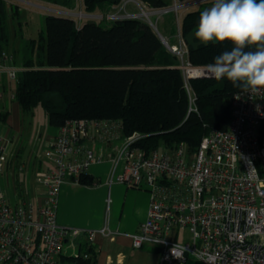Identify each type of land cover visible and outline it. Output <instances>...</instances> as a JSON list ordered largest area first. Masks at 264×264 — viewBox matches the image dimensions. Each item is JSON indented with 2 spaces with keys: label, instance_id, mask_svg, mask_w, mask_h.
<instances>
[{
  "label": "built area",
  "instance_id": "1",
  "mask_svg": "<svg viewBox=\"0 0 264 264\" xmlns=\"http://www.w3.org/2000/svg\"><path fill=\"white\" fill-rule=\"evenodd\" d=\"M130 1L134 0L125 2ZM212 1L183 0L170 10ZM64 12L77 17V23L94 15L84 11L83 0ZM166 47L181 61L195 110L189 79L209 76L207 65H192L182 43L167 41ZM14 59L8 50H0V71L11 81L25 69ZM231 112L229 126L205 134L194 152L184 142L146 152L138 145L145 134H125L117 119L67 120L44 152L48 167L38 173L46 195L42 203L14 205L0 195V264H91L96 236L119 231L108 225L94 229L59 223L58 199L64 183L82 184V175L92 165L108 159L109 184L150 194L146 219L129 235L135 248L157 246L158 264H186L188 254L206 264H264V91L255 95L236 91ZM5 159L1 143L0 164Z\"/></svg>",
  "mask_w": 264,
  "mask_h": 264
},
{
  "label": "trees",
  "instance_id": "2",
  "mask_svg": "<svg viewBox=\"0 0 264 264\" xmlns=\"http://www.w3.org/2000/svg\"><path fill=\"white\" fill-rule=\"evenodd\" d=\"M45 1L64 8L76 2ZM123 1L83 0V8L90 14H107ZM141 1L154 8L170 5L169 0ZM206 7L188 9L179 23L188 61L194 66L213 63L215 56L233 47L230 42L205 46L195 38L200 13ZM9 14L7 0H0V50L9 45ZM21 49L25 69L12 82L14 99L23 111L41 106L56 127L70 119H117L125 134H145L138 145L146 152L174 148L182 142L196 151L205 134L229 126L231 98L241 90L227 79L190 78L196 96V109H191L179 57L140 17L116 19L109 26L95 20L78 25L70 16L50 13L45 29L27 39ZM11 53L17 64L20 52ZM6 112L0 111V119ZM98 182L89 173L81 177L82 184Z\"/></svg>",
  "mask_w": 264,
  "mask_h": 264
},
{
  "label": "crops",
  "instance_id": "3",
  "mask_svg": "<svg viewBox=\"0 0 264 264\" xmlns=\"http://www.w3.org/2000/svg\"><path fill=\"white\" fill-rule=\"evenodd\" d=\"M0 88L3 93L0 111H7L4 119H0V144L4 143L6 147V159L0 164V195H5V187H8L14 197L17 196V204L42 203L46 195L38 173L48 167L44 152L59 127L51 124L53 127L46 130L38 127L37 136L27 144V138L23 136L27 112L14 99L13 82L3 71H0ZM111 168L109 159L90 167L88 173L99 180L96 185L72 182L62 185L57 207L58 222L94 229L108 225L119 231L111 236H96L91 264H158L159 248L152 244L135 248L129 235L138 231L146 219L150 194L146 189L121 183L109 184Z\"/></svg>",
  "mask_w": 264,
  "mask_h": 264
},
{
  "label": "clouds",
  "instance_id": "4",
  "mask_svg": "<svg viewBox=\"0 0 264 264\" xmlns=\"http://www.w3.org/2000/svg\"><path fill=\"white\" fill-rule=\"evenodd\" d=\"M194 35L205 46L233 45L206 66L209 78L227 79L250 95L264 91V0H214L201 11Z\"/></svg>",
  "mask_w": 264,
  "mask_h": 264
},
{
  "label": "rangeland",
  "instance_id": "5",
  "mask_svg": "<svg viewBox=\"0 0 264 264\" xmlns=\"http://www.w3.org/2000/svg\"><path fill=\"white\" fill-rule=\"evenodd\" d=\"M125 1L126 0L117 5L107 14L98 11L93 13L94 15L89 19H78V23L82 24L87 20H95L97 22H101L103 26H109L113 20L129 17L130 13H132L138 15L143 20L152 23V27L160 32L166 38L168 43L179 45L182 43L183 48L186 49L179 33V23L183 14L188 9L203 6V4H198L192 7L183 6L178 9L174 8V10H170L175 7L176 2L180 3L183 0H169L170 5L167 8H154L141 0H134L127 3ZM7 4L10 12L8 17L10 39L6 50L9 52H13L14 50L20 52L17 54V65H21L22 63L21 50L23 51V49L21 48L23 47L25 41L29 38L36 37L40 29H45L46 15L56 13L70 16L74 19L77 18L73 15H69L67 12H64L68 11V8L48 3L45 0H7ZM46 6L56 10L47 8ZM143 11H145L146 14H143ZM25 120L23 136L27 138V144H29L37 136L38 127L42 126L43 130L53 127L49 123V117L46 110L41 106H37L33 110L27 112ZM92 144L95 149H99L100 146L97 142L96 144L95 142ZM5 191L8 202L14 205L17 204L18 198L17 196L14 197L10 188L5 187ZM183 234L184 236H189L186 231ZM186 264L206 263L196 256L188 254Z\"/></svg>",
  "mask_w": 264,
  "mask_h": 264
},
{
  "label": "water",
  "instance_id": "6",
  "mask_svg": "<svg viewBox=\"0 0 264 264\" xmlns=\"http://www.w3.org/2000/svg\"><path fill=\"white\" fill-rule=\"evenodd\" d=\"M211 6H212V4L207 5L206 9H207V8H210ZM150 24L152 25V23H150ZM154 30L157 32V34H158V36L160 37L161 41H162L165 45H167V40H166V38H165L160 32H158L155 28H154Z\"/></svg>",
  "mask_w": 264,
  "mask_h": 264
},
{
  "label": "bare ground",
  "instance_id": "7",
  "mask_svg": "<svg viewBox=\"0 0 264 264\" xmlns=\"http://www.w3.org/2000/svg\"><path fill=\"white\" fill-rule=\"evenodd\" d=\"M197 70L190 68V73H196Z\"/></svg>",
  "mask_w": 264,
  "mask_h": 264
}]
</instances>
